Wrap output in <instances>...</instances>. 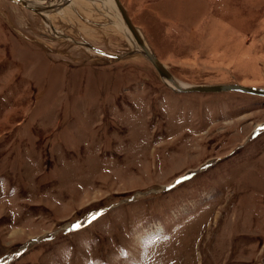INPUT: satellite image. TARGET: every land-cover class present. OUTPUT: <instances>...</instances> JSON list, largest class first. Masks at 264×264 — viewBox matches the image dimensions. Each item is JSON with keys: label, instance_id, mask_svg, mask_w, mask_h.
Returning <instances> with one entry per match:
<instances>
[{"label": "rangeland", "instance_id": "1", "mask_svg": "<svg viewBox=\"0 0 264 264\" xmlns=\"http://www.w3.org/2000/svg\"><path fill=\"white\" fill-rule=\"evenodd\" d=\"M122 1L178 84L264 88V0ZM60 8L0 0V264H264V96L174 91L108 0Z\"/></svg>", "mask_w": 264, "mask_h": 264}, {"label": "water", "instance_id": "2", "mask_svg": "<svg viewBox=\"0 0 264 264\" xmlns=\"http://www.w3.org/2000/svg\"><path fill=\"white\" fill-rule=\"evenodd\" d=\"M72 0H66L67 3H70ZM118 7L119 13L127 27V29L134 35L140 49V53L145 55V57L151 62L156 71L159 73L164 82L170 87L168 83H176V77L168 69V67L160 60L158 55L155 53L153 48L150 46L144 34L140 28L133 22L126 6L122 0H113ZM173 89V88H172ZM177 92H223V91H241L247 92L254 95L264 96L263 87H254V86H245L236 83H222V84H196V85H187L180 86L176 85V89H173Z\"/></svg>", "mask_w": 264, "mask_h": 264}, {"label": "bare ground", "instance_id": "3", "mask_svg": "<svg viewBox=\"0 0 264 264\" xmlns=\"http://www.w3.org/2000/svg\"><path fill=\"white\" fill-rule=\"evenodd\" d=\"M13 2H15L16 4H19V5H21L22 7H26V8H28V9H30V10H32V11H34V12H36V13H38V14H41V15H43V17L45 18V20L47 21V24H48V26H50L51 28H52V30L55 32V35L57 36L58 34H57V32L53 29V27H52V25H51V23L49 22V20H48V18H49V14L53 11V10H60L61 11V9L62 8H60V6L63 4V3H65L66 2V0H54V2L52 3L51 1L52 0H46V2H44L43 3V1L42 0H36V1H33V2H28V1H26V0H12ZM45 1V0H44ZM73 1H75V0H72L69 4H70V6L72 5V3H73ZM92 1H94V2H101V0H92ZM103 2V1H102ZM108 2H110L111 4H112V6H113V10L116 12V13H118L119 12V10H118V7H117V5L115 4V2L113 1V0H108ZM66 9V8H65ZM27 10V9H26ZM64 9H62V11H63ZM116 10H118V12L116 11ZM59 11V12H60ZM61 13V12H60ZM120 14V13H119ZM121 16V15H120ZM122 18V17H121ZM122 21H123V19H122ZM122 23V22H121ZM125 26V27H124ZM121 28L123 29V32H125V34L128 36V37H130L131 35H132V37L134 38L133 40H135V52H139L140 51V47H139V45H138V43H137V41H136V39H135V37H134V35L127 29V27H126V25H125V23H124V21H123V23H122V25H121ZM126 28V29H125ZM62 37V36H61ZM89 48V47H88ZM140 53V52H139ZM131 54V53H130ZM142 54V53H141ZM143 55V54H142ZM145 56V55H144ZM164 81V80H163ZM169 85H170V88H173V89H176V85H180V86H183V85H181V84H178V82H176V83H174V82H170V83H168ZM263 97V96H262Z\"/></svg>", "mask_w": 264, "mask_h": 264}, {"label": "snow or ice", "instance_id": "4", "mask_svg": "<svg viewBox=\"0 0 264 264\" xmlns=\"http://www.w3.org/2000/svg\"><path fill=\"white\" fill-rule=\"evenodd\" d=\"M92 219L93 220L96 219V216H93ZM76 227H80V225H77Z\"/></svg>", "mask_w": 264, "mask_h": 264}]
</instances>
